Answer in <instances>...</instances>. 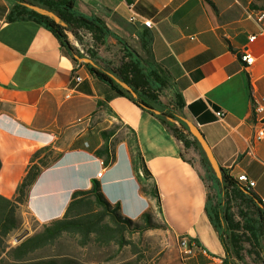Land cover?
Returning a JSON list of instances; mask_svg holds the SVG:
<instances>
[{"label": "crops", "instance_id": "crops-1", "mask_svg": "<svg viewBox=\"0 0 264 264\" xmlns=\"http://www.w3.org/2000/svg\"><path fill=\"white\" fill-rule=\"evenodd\" d=\"M11 7V0H0V196L11 199L33 153L50 147L57 158L39 174L25 202L33 234L63 218L72 194L90 190L94 181L123 218L138 221L156 209L139 192L129 145L135 139L157 186L161 224L175 242L185 236L197 245L189 257L174 250L157 264H225L205 215L199 152L197 160L191 158L192 150L185 151L158 119L115 96L85 66L82 81L73 84L74 60L44 27L9 22ZM249 10H264V0L75 2L77 13L96 16L116 37L138 42L141 56L167 80L159 100L166 104L162 98H168L177 109L181 97V114L197 128L217 166L235 179L244 175L264 200V138L256 139L252 108L253 98L264 101V26L247 17ZM132 13L151 20L152 27L131 24ZM244 53L254 58L250 67L241 61ZM218 111L224 112L222 120ZM113 127L108 147L114 161L105 166L96 152L104 145L102 132ZM98 210L94 206L92 213ZM81 213L76 206L70 218L85 216ZM62 256L67 255H57Z\"/></svg>", "mask_w": 264, "mask_h": 264}, {"label": "trees", "instance_id": "trees-1", "mask_svg": "<svg viewBox=\"0 0 264 264\" xmlns=\"http://www.w3.org/2000/svg\"><path fill=\"white\" fill-rule=\"evenodd\" d=\"M12 7L8 21L29 20L47 29L57 39L61 48L77 62L85 61V68L98 81L107 85L115 96H121L158 119L172 136L182 144L185 151L195 150L201 156V164L207 172V198L205 215L218 236L224 251L225 264H264V203L243 182L233 178L229 172L211 167L198 140L191 134L181 114L183 102L177 96L174 109L159 100V93L167 86V80L160 67L139 56L124 41L113 35L105 23L96 16H84L75 11L76 0H11ZM34 7L53 14V19L38 13ZM78 30L93 36L100 45L112 36L122 46L123 57L115 70L100 67L94 60L83 58L71 43L68 33L74 38ZM115 128L102 132L104 145L96 155L103 159L105 166L114 161L108 147ZM131 162L139 183V192L154 201L155 209L149 208L138 221L123 218L118 207H111L103 198L98 182L94 181L87 191H75L71 196L67 212L61 219L52 221L40 232L26 237L11 247L8 238L18 231L23 223L20 208L25 204L29 190L39 174L56 160L50 147L37 150L31 156L24 177L16 187L11 199L0 196V264H81L69 256L33 257L42 250L69 234L77 238L80 246L93 242L99 247L128 244L125 235L141 234L148 229H166L156 224L154 217L160 211V197L151 174L145 167L136 140L129 141ZM94 198V202L91 201ZM80 203H83L80 205ZM79 206L83 217L70 218L74 207ZM99 210L92 213L93 207ZM79 214L78 212H75ZM194 246L197 245L189 239ZM119 264H140L139 259Z\"/></svg>", "mask_w": 264, "mask_h": 264}, {"label": "rangeland", "instance_id": "rangeland-1", "mask_svg": "<svg viewBox=\"0 0 264 264\" xmlns=\"http://www.w3.org/2000/svg\"><path fill=\"white\" fill-rule=\"evenodd\" d=\"M77 37L74 38L70 33L68 37L73 46L78 50L79 54L87 59L94 60L100 67L108 70H115L120 64L123 57L122 46L112 36L106 38L104 45H100L95 39V36L84 31L78 30ZM120 39V38H119ZM132 48L139 56L141 51L138 42L133 38L120 39ZM142 57V56H141ZM144 57V56H143ZM142 57V58H143ZM85 64V61L82 60ZM163 93V92H162ZM160 92V95L162 94ZM166 104L170 103L168 98H162ZM195 150L190 151V157H194ZM197 160V158H196ZM203 179L206 180L208 175L206 170L199 165ZM20 215L23 221L20 229L8 238V244L13 247L17 245L14 238L23 230L29 231V236L33 235L35 222L25 209V204L20 208ZM156 224H161L157 214L154 217ZM125 240L129 242L123 247L116 244H111L109 247H99L93 242L87 246H80L77 238L73 236H63L52 245L36 251L33 255L35 258L54 257L57 255H67L76 259L81 264H119L127 261L139 259L140 264H157L162 259L166 258L171 251H178L179 246L177 241L166 231V229L152 228L141 234L125 235ZM67 247V251L63 248ZM62 249V250H61ZM246 262L252 264V259L246 257Z\"/></svg>", "mask_w": 264, "mask_h": 264}, {"label": "built area", "instance_id": "built-area-1", "mask_svg": "<svg viewBox=\"0 0 264 264\" xmlns=\"http://www.w3.org/2000/svg\"><path fill=\"white\" fill-rule=\"evenodd\" d=\"M247 17L254 20L258 24H261L264 26V10H249L247 11ZM128 21L131 24H141L144 28H151L152 22L151 20L143 19L141 16L132 13L128 19ZM255 39V36H251L249 38V41L252 42ZM241 61L246 65V67H250L253 62L254 58L249 53H244L241 56ZM84 62L82 60H77L75 62L72 75H71V82L73 84L77 85L82 81V78L80 76V70L83 68ZM253 108V117L257 124V131H256V139L261 140L264 138V101L260 100L258 98H253L252 103ZM216 117L220 120L224 118V112L218 111L216 112ZM101 174H97V178H100ZM238 181L243 182L248 188H253L254 183L251 181H248L244 175H240L236 178ZM262 203H264V200H261ZM177 244L180 249L181 256L189 257L193 255L194 252V244L192 242H189V238L182 236L177 239Z\"/></svg>", "mask_w": 264, "mask_h": 264}, {"label": "water", "instance_id": "water-1", "mask_svg": "<svg viewBox=\"0 0 264 264\" xmlns=\"http://www.w3.org/2000/svg\"><path fill=\"white\" fill-rule=\"evenodd\" d=\"M34 10H36L38 13H41V14H44V15H46V16H49V17H51V18H53V19H56V17H55L53 14H51V13L45 11V10H42V9H39V8H36V7H34ZM185 123H186V125H187L189 131L191 132V134H192V135L198 140V142L201 144L202 148L204 149V151H205V153H206V155H207V157H208V159H209V161H210V164H211L212 168L217 172V170H218V166H217V164L215 163L213 157L211 156L210 151H209V148H208L207 145L204 143V141H203L201 135L199 134L197 128H196L195 126H193V125H192L190 122H188V121H185ZM28 236H29V231H28V230H23L18 236H16V237L14 238V242H15L16 244H18V243H20L21 241H23V240H24L26 237H28Z\"/></svg>", "mask_w": 264, "mask_h": 264}]
</instances>
